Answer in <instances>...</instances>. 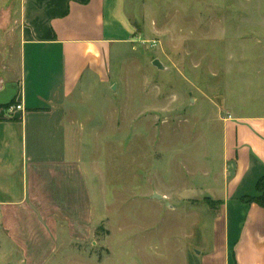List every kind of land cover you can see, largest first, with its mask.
<instances>
[{"label":"rangeland","instance_id":"rangeland-1","mask_svg":"<svg viewBox=\"0 0 264 264\" xmlns=\"http://www.w3.org/2000/svg\"><path fill=\"white\" fill-rule=\"evenodd\" d=\"M127 8L130 37L66 117L101 219L49 264H201L204 200L223 168L221 123L229 109L264 113V0ZM17 45L0 30V79L16 75Z\"/></svg>","mask_w":264,"mask_h":264},{"label":"crops","instance_id":"crops-1","mask_svg":"<svg viewBox=\"0 0 264 264\" xmlns=\"http://www.w3.org/2000/svg\"><path fill=\"white\" fill-rule=\"evenodd\" d=\"M8 2L0 0V30L18 38V61L16 75L0 79V257L49 264L101 219L66 117L87 83L108 76L112 50L132 26L127 0ZM221 128L223 168L204 200L200 261L264 264V207L242 198L264 172V113L229 109Z\"/></svg>","mask_w":264,"mask_h":264},{"label":"trees","instance_id":"trees-1","mask_svg":"<svg viewBox=\"0 0 264 264\" xmlns=\"http://www.w3.org/2000/svg\"><path fill=\"white\" fill-rule=\"evenodd\" d=\"M6 106H8V104ZM255 190H256V193L254 195H250V196L246 195L245 197H242L243 200L255 201V202L259 203L260 205H262L264 207V172L258 178V180H257V182L255 184ZM206 200L208 202H212L209 199H206Z\"/></svg>","mask_w":264,"mask_h":264},{"label":"built area","instance_id":"built-area-1","mask_svg":"<svg viewBox=\"0 0 264 264\" xmlns=\"http://www.w3.org/2000/svg\"><path fill=\"white\" fill-rule=\"evenodd\" d=\"M7 109L9 111H13V110H21L22 109V105L21 104H10L8 105ZM228 117H230V115L228 114Z\"/></svg>","mask_w":264,"mask_h":264},{"label":"water","instance_id":"water-1","mask_svg":"<svg viewBox=\"0 0 264 264\" xmlns=\"http://www.w3.org/2000/svg\"><path fill=\"white\" fill-rule=\"evenodd\" d=\"M154 64H155V65H158L157 61H155ZM113 88H114V86H113ZM153 197H155V198H161L162 196L159 195V194H157V193H154V194H153Z\"/></svg>","mask_w":264,"mask_h":264}]
</instances>
